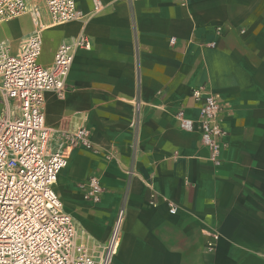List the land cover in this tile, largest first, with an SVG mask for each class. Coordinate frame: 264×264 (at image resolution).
<instances>
[{
    "label": "crops",
    "instance_id": "0c3cea01",
    "mask_svg": "<svg viewBox=\"0 0 264 264\" xmlns=\"http://www.w3.org/2000/svg\"><path fill=\"white\" fill-rule=\"evenodd\" d=\"M76 1L92 12V0ZM101 1L87 23L60 26L39 2L42 37L55 41L42 66L80 34L92 42L75 55L64 99L46 96V125L84 126L95 148L75 149L59 176L66 212L93 246L108 242L120 217L110 264H264V0ZM7 23L0 45L16 55L35 24L31 14ZM203 85L224 107L220 166L200 130L184 131L174 116L198 120L192 91ZM92 176L104 189L96 206L80 188Z\"/></svg>",
    "mask_w": 264,
    "mask_h": 264
},
{
    "label": "built area",
    "instance_id": "2783aa9c",
    "mask_svg": "<svg viewBox=\"0 0 264 264\" xmlns=\"http://www.w3.org/2000/svg\"><path fill=\"white\" fill-rule=\"evenodd\" d=\"M92 1V12L84 13L76 0H0V24L27 14L35 24L19 54L0 45V264H110L119 244L120 217L108 242L93 246L55 190L75 149L95 151L91 132L84 126L54 130L46 125L45 117L47 94L64 99L75 55L90 51L92 42L80 34L59 46L52 67L42 66L39 59L46 26L41 22L39 2L47 10L51 26H60L87 23L105 9L101 0ZM188 1L180 0L182 5ZM217 30L221 34L222 29ZM175 41L171 39V44ZM192 97L198 120L187 118L183 111L174 116L184 131L200 130L210 160L220 166L228 147L220 97L206 85L194 89ZM80 188L85 201L101 202L104 189L99 177L92 176ZM176 212L170 204V213ZM211 238L207 249L213 252L219 236Z\"/></svg>",
    "mask_w": 264,
    "mask_h": 264
},
{
    "label": "rangeland",
    "instance_id": "374dc122",
    "mask_svg": "<svg viewBox=\"0 0 264 264\" xmlns=\"http://www.w3.org/2000/svg\"><path fill=\"white\" fill-rule=\"evenodd\" d=\"M21 23H22L23 26H25V25L30 26L31 25L30 20L27 19V18H23ZM4 29H6L7 31L10 30L11 29V23H3V24H0V39H2L4 36H6L5 33H4ZM43 38H44L43 55L44 56H49V54L51 53V50H52V48L54 46V42L55 41H54V39H53L52 36H50V35H48L46 33L43 34ZM14 41H15V39H14ZM0 109H1V106H0ZM85 203L86 202L84 201V204ZM94 205H92V206H94Z\"/></svg>",
    "mask_w": 264,
    "mask_h": 264
},
{
    "label": "bare ground",
    "instance_id": "6f19581e",
    "mask_svg": "<svg viewBox=\"0 0 264 264\" xmlns=\"http://www.w3.org/2000/svg\"><path fill=\"white\" fill-rule=\"evenodd\" d=\"M46 29V28H45Z\"/></svg>",
    "mask_w": 264,
    "mask_h": 264
}]
</instances>
